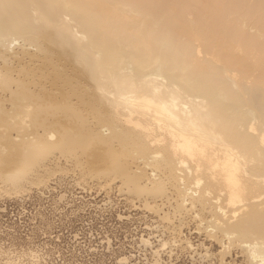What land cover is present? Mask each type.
Segmentation results:
<instances>
[{
    "label": "bare ground",
    "instance_id": "obj_1",
    "mask_svg": "<svg viewBox=\"0 0 264 264\" xmlns=\"http://www.w3.org/2000/svg\"><path fill=\"white\" fill-rule=\"evenodd\" d=\"M68 170L264 264V0H0V196Z\"/></svg>",
    "mask_w": 264,
    "mask_h": 264
},
{
    "label": "rangeland",
    "instance_id": "obj_2",
    "mask_svg": "<svg viewBox=\"0 0 264 264\" xmlns=\"http://www.w3.org/2000/svg\"><path fill=\"white\" fill-rule=\"evenodd\" d=\"M18 64L15 60V66ZM49 179L44 187L30 186L20 197L0 196V252L37 251L41 264H158L152 247L144 246L142 238H160L163 231L156 230L163 224L120 192V183L105 190L104 183L83 179L72 170L57 172ZM187 220L179 239L183 242L187 236L198 254L179 242L173 254L170 248L161 253L163 263L222 264L220 245L198 232L190 216ZM158 238L151 239L154 248ZM203 243L211 248V257L199 255L205 254L200 247ZM238 256L240 250H234L227 261L243 264V257Z\"/></svg>",
    "mask_w": 264,
    "mask_h": 264
},
{
    "label": "built area",
    "instance_id": "obj_3",
    "mask_svg": "<svg viewBox=\"0 0 264 264\" xmlns=\"http://www.w3.org/2000/svg\"><path fill=\"white\" fill-rule=\"evenodd\" d=\"M41 258V255L37 251H23L19 254L13 251L0 252V264H7V262L13 261H17L19 264H41Z\"/></svg>",
    "mask_w": 264,
    "mask_h": 264
}]
</instances>
